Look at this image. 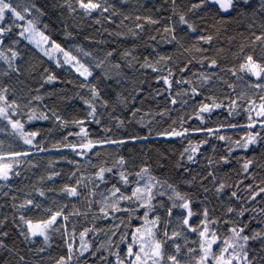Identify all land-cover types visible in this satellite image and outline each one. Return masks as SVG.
<instances>
[{
	"label": "snow or ice",
	"instance_id": "obj_1",
	"mask_svg": "<svg viewBox=\"0 0 264 264\" xmlns=\"http://www.w3.org/2000/svg\"><path fill=\"white\" fill-rule=\"evenodd\" d=\"M181 2L182 0H164L165 5H171L172 12V15L166 18L135 15L136 23L134 28L128 29L129 34L133 38H139L145 30V25H158L164 19L171 23H164L162 32L156 29L161 37V42L174 45L178 52L180 49L187 52L189 49L184 47L182 40L187 37L188 33L205 32V29L198 28L195 22L188 19V14L197 16L201 21L211 17L215 21V25L218 26L216 27L217 33L221 28L231 24L233 21H248L247 28L249 30L253 28L260 29V34L251 31V36L254 37L250 45L253 54L245 55L239 65V72L250 78L254 77V81L249 80V86L258 90L255 94L256 98L249 97L246 107L239 105L237 100H231L230 104L227 105L229 116L234 115L235 109L242 107V110L247 115V123L240 125L239 123L221 122L217 127L204 126L206 119L210 120L212 113L216 109L225 107L222 103L207 97L206 99L211 100V103L201 102L196 112L195 118L200 122L199 126L185 128L183 125L186 121L181 118V130H176L169 126L164 132L158 133L161 136L180 138H187L189 134L204 135V138L197 143H192L189 140L188 146L180 153V160L176 164L177 169L183 168L184 172L191 175L190 180L184 181L190 187L197 182V177L200 174L192 175L190 168L185 167L182 162L186 159L188 164L196 163L197 155L205 145L209 144L211 138L226 142L228 147L226 153L220 156L219 161L209 159V163L230 166L235 161V163L240 165V168L236 170V174L242 178L235 184H229L224 180H218L214 171H209L207 176H200L199 183L201 185H203L204 180L209 177L212 178L215 186L214 193L220 202V207L217 208L215 206H207L210 203L207 196L203 200L197 201L188 193H182L176 186L169 183L167 179L161 180L153 175L147 165L136 172L128 171L124 167L128 162L123 156H119L111 167L100 166L94 174V180L90 181L93 184V188L89 190V196L96 195V189L100 188V184L107 185L109 183L106 179V173L114 174L118 177L116 183H112L110 188H106L108 195H105L104 191L100 192L103 200L97 203L103 205L100 208V212L103 214L102 218L108 219L112 213L135 212L140 208L144 209L142 217H137L142 219L143 223L135 227L131 233L121 234L119 241L115 243V251L112 250L114 242L111 237L117 235L119 225L115 226L116 231L109 230L111 234L108 237L109 247L107 251L114 260L110 259L109 256H97V253L101 252L103 245L93 250L92 245L86 239L89 232L104 231L103 229L85 228L79 233V248L74 249L72 237L75 235V226H72V233L69 234L66 222L70 216L80 215V213L72 212L66 214L65 209L68 205L65 204L53 210L51 207L42 208V205L33 199H25L19 205L13 203L11 206L17 212L21 209L29 210L31 208L42 209V211L48 213L46 218H40L35 221L28 218L25 214H20L18 217L19 223H17L15 215L12 217V223L18 229V235L23 237L25 242L35 243L34 238H42L43 246L35 249L36 252L42 253L51 246L52 233L61 232L63 229V234L69 237L65 241L67 247L66 255H61L55 259V264H72L73 260L76 261V264H81L80 257H84L85 253L95 259L102 260L104 264H264V207H260L257 210L254 206L258 198L260 203H264V179L257 182V175L253 171L257 167L264 170V164L258 163L255 156L239 157L233 155L237 151L245 153L259 151L264 153V94H260L264 93V0H187L186 11H177L181 7ZM128 3L129 0H45V3L40 5L37 0H0V61L5 63L8 68L7 71L0 70V76H9L11 72H19L18 67L14 66L15 61L21 58L20 52L13 47L20 43V39H16V36L27 40L30 44H34L50 60L54 58L52 53H55L57 57H62V59H56L57 67L68 66L70 71H74L78 74V77L83 78L78 87L87 89L88 96L85 97L79 92L76 95L88 109L87 122L101 126L100 130L103 133L111 132V128L102 124L103 114L98 112V105L100 108L109 107V101L101 96L98 83L100 79L112 80L113 77L107 73L97 76L95 69L101 68L105 61L112 63L113 67L118 70L117 76L121 74L124 67L128 69L134 68L133 61L139 63L140 59L134 55L135 47L123 52H118L117 49L107 50L104 59L97 60L93 52L86 50L80 44H73L68 47L62 46L51 39L50 35L45 34V31H42L38 25L41 23V19L48 14V10H51V12L57 14L66 38L71 39L73 38L72 32L68 31L70 20L92 19L95 24H102L103 22L115 23L113 17H118L122 14L121 9L117 5L122 7ZM173 16H178V21H173ZM130 19H132L131 15L124 14L120 24ZM140 21L143 22L141 23ZM72 26L76 27L77 25L74 23ZM178 26L179 30L183 32V36L179 35ZM43 27L47 29L48 25L44 24ZM14 29H19V31L14 33ZM108 35H113V33L109 32ZM115 35L122 36L123 34L118 32ZM84 39L90 40L91 38L85 36ZM149 39L156 41L157 36L150 35ZM214 39L215 37L212 34H199L196 36L197 43L193 45V48L196 52H205L207 49L203 48L202 45H211ZM6 40L11 41V45L6 44ZM96 43H104V41H96ZM257 43L259 44L258 53L256 49ZM244 49L245 45H241L240 53H243ZM180 54L183 55V52ZM254 54L258 58L254 59ZM117 56L125 61L123 65L115 59ZM129 57L131 59H128ZM172 59L173 57L170 55H162L153 63L148 57H144V61L139 64V67L160 73L162 69L157 67V65L161 61L166 62ZM205 59L196 62L203 66ZM192 63L193 60L188 59L178 70L181 73L189 72L191 71L190 65ZM207 66L216 68L218 61L210 59ZM45 71L47 72L48 70L45 69ZM228 71L232 72V75L237 74L233 69H228ZM193 75L197 74L193 73ZM213 75L215 73L211 75H205L203 72L199 73L198 76L202 82L200 87L208 84L212 80ZM173 77H175V72L169 68L166 76L158 75L157 83L162 81L166 85L165 91L172 89L173 83L177 85L192 83L190 79L181 77L173 80L171 79ZM238 78L244 79L243 76ZM57 79L54 74H49L43 83L51 84ZM93 80L97 82L93 83ZM67 83L71 84L73 81H67ZM116 83L120 84L121 80L117 79ZM141 83L144 82L141 81ZM41 87H43V84ZM228 87L234 88L232 84H229ZM36 91L39 90L37 89ZM140 91L142 89L134 90L133 100H135L136 95L140 94ZM191 92L193 97L201 94L195 86L192 87ZM158 94L162 95V93ZM187 94V92H176L171 96L170 104H187L186 100L178 101L176 99V97ZM10 96L13 98L10 99ZM25 99L26 103L22 104L20 101ZM41 99L42 97L39 95L29 98L16 97L14 90L10 91L9 86L0 85V122H6V125L0 126V132H4L5 128L10 126L12 131L9 135L18 139L23 145L28 146L27 149H24L9 144L8 150H5V142L0 140V182H3L0 183V196H9L12 186L8 184V181L21 176V172L18 169L25 159L33 155L31 149H36L38 152L49 150L36 140L39 135L38 132L26 131L24 122L20 119H13L14 116L23 112L24 108L31 105L33 100ZM237 99L243 100L244 94H241ZM172 110L166 108L155 115L163 118ZM140 112L141 109L136 108L132 112V116L135 117ZM204 114H207V117ZM144 115H151V112H147ZM27 118L29 122L36 119L48 120L54 118L55 121H59V124H57L58 128H65L68 125V122L62 120L54 109L51 111V117L46 113H37L35 109H32L31 114ZM111 118L117 121V127L124 125V120L119 117ZM141 119H143V116ZM72 123L79 126V131L76 133L69 132L63 137V141L54 144L53 148L56 150H59L61 146L69 148L76 156L82 158L89 153L92 156L99 157L101 153L97 149L103 148L105 145H123L127 142L124 139H113L107 135L92 139L89 129L84 127L85 120H75ZM173 123H176V121H173ZM224 128H241L244 131V135L233 140L231 136L221 134V130ZM72 135L79 137V142H68V136ZM148 138V136L132 137L133 140H146ZM212 150L216 151L215 145L212 146ZM64 159L67 160V157ZM28 162L31 164V161ZM67 162L78 163V161L73 160H68ZM88 163L92 164L91 157H89ZM37 166L32 164V167ZM92 167L97 166L92 164ZM114 169L124 170L114 173ZM75 174V172L71 173L72 176H75ZM60 175V172L53 171L47 179L54 180ZM130 177H133V179H130ZM41 179L43 180L44 178L41 177ZM246 180L250 182L245 183ZM96 181L100 183L98 184ZM80 187L87 188L88 185L84 184L83 180H78L75 185H64L60 191L68 197H80L82 195L78 190ZM4 189H8V191H4ZM229 189L234 190L229 191ZM53 190L51 188L48 189V191ZM16 191H23V189H16ZM37 191L41 197L45 196L44 190L37 189ZM203 191L208 193L210 189L204 187ZM165 195H167L170 206L166 205L163 200L154 203L157 197H164ZM225 196L227 197V202L224 200ZM10 199L15 201L17 197L12 195ZM122 202L137 204L138 207L137 209H128L121 206ZM89 203L91 204L92 201H89ZM197 203L202 205L199 210L193 208V205ZM159 209H163V215L160 214ZM217 212H219V215H217ZM246 215L249 217L247 220L244 219ZM7 222V216L0 217V253H7V255H0V264H29L25 255L20 254L14 239H12L10 245L9 238L12 233L10 230H6ZM121 223H123V220ZM252 224H256L259 227L253 228ZM106 235L108 234L106 233ZM192 236H195V239H192ZM179 241H182V243ZM122 244L125 245L123 250L120 249ZM29 251H32V249H29ZM84 264H87V262L85 261Z\"/></svg>",
	"mask_w": 264,
	"mask_h": 264
},
{
	"label": "trees",
	"instance_id": "obj_2",
	"mask_svg": "<svg viewBox=\"0 0 264 264\" xmlns=\"http://www.w3.org/2000/svg\"><path fill=\"white\" fill-rule=\"evenodd\" d=\"M38 4L43 5L45 0H37ZM187 0H182L181 7L177 11H186L185 5ZM143 5V6H142ZM121 9V15L113 17L115 23L103 22L102 24H95L92 19L69 21L68 31L72 32L73 38L68 39L65 36L63 26L60 20L57 18V14L48 10V14L41 19V23L38 27L45 31V34L50 35L51 39L60 43L64 47L71 46L73 44H80L86 50L93 52L97 60L104 59L105 52L111 49H117L118 52L130 50L135 47L134 55L138 56L139 63L133 61L135 67L128 69L124 67L121 74L117 76V69L113 67V64L105 61L101 68L95 69L97 76L107 73L113 77L112 80L100 79L98 87L101 90V96L109 101L108 108H100L98 105V112L102 115V124L108 128H111V132L103 133L100 130L99 125L95 123H88L87 120V107L83 104V101L77 97L79 92L81 95L87 97V89H80L79 83L83 78L78 77L74 71H70L68 66L63 68L57 67L54 59H62L57 57L55 53H52L53 59H49L44 55L42 51L35 47L34 44H30L27 40H23L16 36V39H20L18 45L13 47L20 52L21 58L15 61L16 67L19 72H11L9 76H0V85L9 86L10 91L14 90L16 97H34L41 96V100H33L32 104L23 109V112L17 114L13 119H20L25 123L26 131H36L39 135L36 140L41 142L44 147L49 149L45 152H38L36 149H31L33 155L25 159L19 167L21 172L20 177L8 181V184L12 186V191L9 192V196H0V217L7 216L8 222L6 230H10L12 236L9 238L11 245L12 239L15 240V244L20 251V254L25 255L29 264H55V259L64 253V247L60 243L51 242L50 247L42 253H38L35 249L43 246L42 239H35V243H28L23 240V237L18 235V229L14 227L12 223V217H17V223H19V215L25 214L28 218L38 220L40 218H46L48 213L42 211V209H21L17 212L12 208V204L19 205L23 203L25 199H33L42 205V208L51 207L56 210L63 205H68L65 209V213L79 212L80 215H72L71 218H87V217H102L100 208L103 206L98 201H102L103 197L100 195L101 191L108 195L106 188H110L112 183H116L118 177L114 174H107L106 179L109 181L107 185L100 184V188L96 189V195L89 196L88 192L93 188V184L90 181L94 180V174L98 171L100 166L111 167L119 156H123L128 162L124 167L128 171L136 172L141 167L147 165L153 175L161 180L167 179V181L176 186L182 193L186 192L193 196L197 201L203 200L207 196L210 202L209 207H220V202L217 200L214 193V184L212 178L209 177L203 181V185L199 183L200 176H207L209 171H214L218 180H224L229 184H235L241 179V176L236 174V170L240 168V165L235 161L230 166L221 164H210L209 159L212 161H219L221 155L226 153L227 143L218 141L211 138L208 145H205L201 152L196 157V163L188 164L183 161L185 167L190 168L191 174L197 173L200 176L197 177V182L193 186H189L184 183L185 180H190L191 175L184 172L183 168L177 169L176 164L180 160V153L188 146L189 140L192 143H197L204 138L203 134H189L187 138L161 136L158 133L164 132L171 126L176 130H181L180 120L184 118L185 128L197 127L200 122L195 118L198 106L201 102L211 103V100H215L218 103L225 105L224 108L216 109L211 116L210 120L206 119L204 126L217 127L221 122L223 123H239L245 125L247 123V115L242 110V107L247 106V100L249 97L256 98L258 90L250 88L249 80L254 81V77L250 78L244 73L239 72V65L243 61V58L247 54L252 53L251 40L254 37L251 36V31H255L260 34L259 28H253L249 30L247 28L248 21L238 22L233 21L231 24L223 27L217 33L215 21L209 17L204 21L198 19L197 16L188 14V19L198 26V28L205 29L204 33H188L187 37L182 40L184 47L189 51L184 52L180 49L178 52L174 45L161 42V37L157 33L156 29L160 32L163 30L164 23H171L170 21L162 19V23L158 25H145V30L141 33L139 38H133L129 32V28L135 26V15L141 16H153L154 18H166L172 15L171 5H165L164 0H129V3L125 6L117 5ZM159 9V10H158ZM131 15L132 19L125 20L123 24H120V20L123 19V15ZM95 15V14H94ZM108 15V14H105ZM173 21H178V16H173ZM141 23L143 21H140ZM76 27H73V24ZM47 24L48 28L44 29L43 25ZM107 29V31H105ZM19 29H14V33H17ZM111 32L113 35H108ZM122 33V36H117L115 33ZM180 36H183V32L179 30ZM199 34H212L215 39L211 45L203 44L202 47L207 49L205 52H196L193 45L197 43L196 36ZM150 35H156L157 40L152 41L149 39ZM88 36L91 39L85 40L84 37ZM96 41H104V43H96ZM6 44L11 45V41L6 40ZM245 45L243 53H240V46ZM199 46V45H198ZM257 53L259 52V44L256 45ZM219 50V51H218ZM183 52V55L180 53ZM170 55L173 57L170 61H161L157 67L161 68L160 73L153 72L151 69H141L140 63H143L144 57H148L149 60L155 63L159 59V56ZM194 58V59H193ZM207 58V59H205ZM258 58L254 54V59ZM115 59L123 65L125 61L120 59L119 56ZM128 59H131L130 57ZM188 59H192L193 63L190 65L191 71L181 73L178 69L182 67ZM205 59L203 66L196 61ZM216 59L218 66L216 68H209L207 66L208 60ZM171 68L175 72L173 80L190 79L191 84L177 85L173 83L172 89L165 91L166 85L163 82L157 83L158 75H167V69ZM45 69L48 71L46 72ZM138 69V70H137ZM228 69L236 71V75H232V72ZM0 70L7 71V65L0 61ZM203 72L205 75H213L212 80L200 87L202 83L198 74ZM196 73L197 75H193ZM49 74L57 76V80L51 84L43 83ZM243 76L241 80L238 77ZM91 79V78H90ZM121 80L120 84L116 83V80ZM67 81H73L69 84ZM143 81L144 83H141ZM93 83L97 81L93 80ZM43 84V87L41 85ZM232 84L234 88H229L228 85ZM110 86V87H109ZM197 87L200 95L193 97L191 89ZM39 91H36V90ZM139 95H135L134 90H140ZM176 92H187V95H181L176 97L178 101H187V104L177 103L176 105L170 104L169 100ZM162 93V95L158 94ZM244 94L243 100L237 98ZM264 94V93H260ZM211 97V100L206 99ZM13 98L12 96L9 97ZM231 100H237V103L241 105V108L235 109L234 115L229 116L227 105ZM22 104L26 103L25 100L20 101ZM140 108L141 112L137 113L135 117L132 116V112ZM173 109L170 113L163 118L155 115L157 112L164 111V109ZM35 109L37 113H46L51 117V111L54 109L62 120L67 121L68 125L65 128H58L59 121H55L54 118L48 120L36 119L28 121V115L31 114V110ZM113 109H115L113 111ZM147 112H151V115H144ZM109 113L111 114L109 116ZM238 113V114H235ZM207 117V114H204ZM143 116V119L141 117ZM111 117H119L124 120L122 127H117V121ZM75 120H85L84 127L88 128L92 139L101 138L105 135L112 137L113 139H124L127 142L123 145H105L103 148L97 149L101 153L99 157L92 156L89 153L83 158L76 156V154L69 148L61 146L59 150L53 148L54 144L63 141V137L69 132L76 133L79 131V126L72 123ZM176 121V123H173ZM6 125V122H0V126ZM10 126L5 128L4 132H0V140L5 142V150H8V145L13 144L19 148L27 149L28 146L23 145L18 139L9 135L11 132ZM221 134L231 136L233 140L238 139L244 135V131L241 128H224L221 130ZM148 136L149 138L133 140L132 137ZM79 137L72 135L68 136V142H79ZM216 146V151L212 150V146ZM234 156H255L258 163L264 164V153L249 151L245 153L243 151H237ZM67 157V160L64 159ZM91 157L92 164L97 167H92V164L88 163V159ZM68 160L78 161V163H68ZM31 161V164L28 162ZM32 164L38 165L32 167ZM51 165V166H50ZM124 169H114V173ZM60 172L61 175L54 180H48L47 177L53 172ZM253 171L257 175V182L264 179V170L260 168H254ZM75 172V176L71 173ZM41 177L44 179L42 180ZM133 179V177H130ZM83 180L84 184L88 187H80L78 190L82 193L80 197H68L60 191L64 185H75L76 181ZM250 181H245L249 183ZM3 183V182H0ZM96 183H100L96 181ZM119 186V185H118ZM210 189L208 193H204L203 188ZM54 189L48 191V189ZM16 189H23V191H16ZM37 189L45 191V196L41 197L38 194ZM234 189H229V191ZM8 191V189H4ZM170 191V190H169ZM30 194V195H29ZM15 195L17 199L12 201L10 197ZM163 200L166 205L170 206V202L167 200V195L164 197H157L158 201ZM227 202V197H224ZM89 201H92L90 204ZM122 207L128 209H137V204L122 202ZM254 206L257 210L260 207H264V203L258 201ZM202 207L199 203L194 204L193 208L199 210ZM163 215V209L158 210ZM135 212L142 213L144 209L140 208ZM135 212H118L110 215L125 216ZM175 214V210H174ZM219 215V212H217ZM121 216V217H122ZM118 217L115 224L109 227L107 234H104V238L101 239V243L95 247L103 245L101 252L97 253V256H109L107 251L108 237L110 231H116L115 226L119 225V231L116 236H112L111 239L115 243V240L123 231L124 220ZM249 217L246 215L245 220ZM123 220V223L121 221ZM253 228L259 227L256 224L251 225ZM106 230V229H105ZM92 232H89L86 239L89 241ZM52 237V236H51ZM195 239V236L191 237ZM52 239V238H51ZM75 242L79 244V235L75 237ZM182 243V241H179ZM90 243V242H89ZM79 246V245H78ZM114 247V244H113ZM32 249V251H29ZM113 249V248H112ZM0 255H7V253H0ZM88 253H85V260L90 258Z\"/></svg>",
	"mask_w": 264,
	"mask_h": 264
},
{
	"label": "rangeland",
	"instance_id": "obj_3",
	"mask_svg": "<svg viewBox=\"0 0 264 264\" xmlns=\"http://www.w3.org/2000/svg\"><path fill=\"white\" fill-rule=\"evenodd\" d=\"M54 60L56 62V59H54ZM121 216H120V214L119 215H110L108 219H104V218L98 217V216L87 217V218H71V219H69L66 222L68 225L69 234L72 233V226L73 225L75 226V235L72 237L74 249L79 248V246H78L79 244H77L75 242V237L78 236L79 233L81 231H83L85 228H95L97 230H99V229L104 230V231L92 232V235L89 239V242L93 247H95L97 244L101 243V241H102L101 239L104 238V234L107 232L108 228L109 227L111 228V226H113L115 224L117 218L121 217ZM130 217H131V219H130ZM137 217H142V213L135 212V213H131L130 215H125V216L121 217L124 220V226L122 228L123 231L121 234L131 233L132 231H134L135 227H138L143 223L142 219H138ZM63 232H64V230L62 229L61 232L52 233L51 234V236H52L51 242H56L58 244L60 243V245L64 247V253L66 254L67 253V247H66L65 241L68 240L69 237L65 236L63 234ZM119 236L116 239H114L115 243L119 241ZM35 239H42V238L37 237ZM129 239H130V236H129ZM115 243H114V247L112 249L113 251L116 250L115 249ZM124 248H125V245H123V244L120 245L121 250H123ZM77 255H78V252H77ZM109 258L114 260V258L111 257L110 255H109ZM80 261H81V264H84L85 261L87 262V264H104V262L102 260L95 259L94 257H90L87 260L80 257ZM72 264H76V261L73 260Z\"/></svg>",
	"mask_w": 264,
	"mask_h": 264
}]
</instances>
